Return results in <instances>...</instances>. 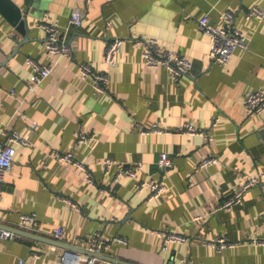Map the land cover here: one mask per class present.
<instances>
[{
  "label": "crops",
  "instance_id": "crops-1",
  "mask_svg": "<svg viewBox=\"0 0 264 264\" xmlns=\"http://www.w3.org/2000/svg\"><path fill=\"white\" fill-rule=\"evenodd\" d=\"M12 1L27 25L22 32L0 12V127L29 131L32 121L37 127L31 143L15 146L2 180L0 227L48 239L63 227L60 240L82 247L98 232L109 242L103 253L138 264H264V110L245 109L247 93L264 89V18H247L245 11L264 9V0ZM75 8L84 11L80 27L69 22ZM226 9L249 47H237L229 62L218 64L198 18L206 13L217 23ZM41 22L58 24L71 55L45 51ZM114 37L125 40L117 62L108 64L103 55ZM145 37L186 55L189 72L174 78L165 66L145 63L134 41ZM27 57L52 67L32 90ZM82 63L108 76L107 90L96 91L92 76L81 75ZM185 122L212 137L178 131ZM154 124L162 131H147ZM79 130L88 134L83 141ZM56 151L72 152L94 183L83 168L53 156ZM166 151L172 167L163 170L157 159ZM210 155L218 161L200 168ZM108 157L116 160L110 173L100 164ZM137 162L143 167L135 176L113 179L117 166ZM258 172V183L240 202L221 207L243 178ZM140 179L161 182L164 192L151 197L147 185H137ZM21 213L33 214L32 227L19 224ZM168 231L187 240L164 249ZM223 236L232 244L218 249L208 243ZM64 251L24 234L0 238V264L22 257L24 264H70ZM78 256L77 264H85Z\"/></svg>",
  "mask_w": 264,
  "mask_h": 264
},
{
  "label": "built area",
  "instance_id": "built-area-1",
  "mask_svg": "<svg viewBox=\"0 0 264 264\" xmlns=\"http://www.w3.org/2000/svg\"><path fill=\"white\" fill-rule=\"evenodd\" d=\"M86 3L89 0H84ZM219 21L217 23L213 22L208 14H203L198 18V27L200 30L209 37V55L212 62L226 64L230 61L232 57V53L236 50L237 47H240L244 50L249 47V38L234 25L235 18L234 12L229 9L222 10L219 13ZM264 9L261 6L254 5L250 9L245 11V17H257L258 19H263L264 17ZM84 17V11L80 8H75L71 12V16L69 19L70 24H73L76 27H80L83 23L82 19ZM41 27L45 30V51L49 55H71V45L62 37L61 30L56 22H41ZM125 39L121 37H114L109 40L105 52H104V62L115 64L117 62V53L124 42ZM136 43L142 45V57H144V62L149 65H162L168 69L169 74L172 77L178 78L182 76V74H187L189 69L191 68L192 62L191 60L184 55L183 53H179L173 49H170L162 44L156 38L153 37H145V39H135ZM28 63L32 67V73L28 77V88L32 90L36 88L45 76L51 73L52 67L48 64H42L37 60L32 59L31 57L26 58ZM81 75L82 76H92L94 88L96 91L103 92L107 90V80L108 76L105 73L100 71H94L87 63L81 64ZM11 93H14V90H11ZM245 109L248 113H256L264 110V89L256 88L255 91H250L246 95L245 99ZM37 127L36 121H32L29 123V131H20L16 129H12L10 131L5 130L2 126L0 127V133L4 134V137L0 138V198L2 196L3 188H1L2 180L5 178L7 172L10 171L12 166L14 157L16 155L17 144H29L31 143V132L32 129ZM162 131L158 126L152 125L147 131ZM178 131L187 132L189 134H197L200 136H205L211 138L212 135L209 130L201 129L195 127L191 122H185L181 127L177 128ZM145 131V132H147ZM77 140L83 141L87 137V133L84 131L77 132ZM53 156L60 157L61 159L72 162L74 165L81 167L85 170L86 177L90 181V183H94V180L91 177L88 169L83 165V162L77 160L72 152L59 153L56 151L53 153ZM218 161L217 157L214 155L204 156L199 162L198 165L200 168H207L211 164H214ZM101 166L104 168L106 173H110L112 166L116 164V160L114 158H105L100 161ZM157 164L163 170H167L172 167V159L168 152H161L158 159ZM118 168L114 171L113 179L115 181L121 175L135 176L137 174V170L141 169L142 163L137 162L136 164H131L130 166L119 165ZM260 172L247 175L240 181V184L236 187V189L232 192L230 196H228L221 207H230L235 202H240V197L242 193L252 185L258 183ZM139 181V180H138ZM139 188H143L146 185L150 189L151 197H158L164 192V184L159 181L149 180V182L145 180H141L138 182ZM19 224L26 228L32 227L34 225V216L31 213H21L19 216ZM16 232L11 230L8 227H0V238H14L18 236ZM63 236V227L55 228L54 237L56 240H60ZM162 238L164 239L163 247L164 249H168L169 245L173 242H185L187 240L186 236L176 232V231H168L162 234ZM112 240L124 241L123 239L115 236ZM87 245L84 248L91 252H102L104 248L109 246V242L103 239L98 232L91 234L85 238ZM209 244L213 245L218 249H222L225 246L231 245L232 242L227 240L226 237H218L215 241H208ZM83 259L82 261L85 264H95L99 257L79 253ZM79 256L77 255V263L79 261ZM62 259L65 260V256L63 255ZM24 258H18L16 264H24Z\"/></svg>",
  "mask_w": 264,
  "mask_h": 264
},
{
  "label": "water",
  "instance_id": "water-1",
  "mask_svg": "<svg viewBox=\"0 0 264 264\" xmlns=\"http://www.w3.org/2000/svg\"><path fill=\"white\" fill-rule=\"evenodd\" d=\"M0 12L7 18V20L12 23L13 25L17 26L20 31H24L26 29V19L23 17L22 9L19 5L15 4L12 0H0ZM14 232H16L19 235H28L30 237L36 238V239H44L49 242L54 243L55 245H61L65 248L64 256L65 260H67L70 264H77V255L79 253L89 254L93 256H97L100 259L108 260L111 263L115 264H138L135 262H130L118 257H112L109 256L103 252H91L87 250L86 248L82 246H75L72 244H69L67 242H63L61 240L46 238L43 236H39L35 233L29 232L24 229H17V228H10Z\"/></svg>",
  "mask_w": 264,
  "mask_h": 264
}]
</instances>
